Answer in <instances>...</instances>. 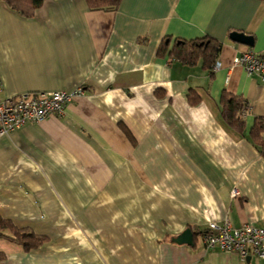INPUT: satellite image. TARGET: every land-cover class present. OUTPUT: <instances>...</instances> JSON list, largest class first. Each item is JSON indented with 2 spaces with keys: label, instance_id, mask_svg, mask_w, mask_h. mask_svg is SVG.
<instances>
[{
  "label": "crops",
  "instance_id": "0c3cea01",
  "mask_svg": "<svg viewBox=\"0 0 264 264\" xmlns=\"http://www.w3.org/2000/svg\"><path fill=\"white\" fill-rule=\"evenodd\" d=\"M165 37L219 40L220 68L160 57ZM248 50L264 57V0H46L32 18L0 0V97L86 92L0 138V215L48 239L27 252L0 238V264H264L203 243L212 222L264 228L250 139L264 84L233 66ZM224 91L249 104L244 135L222 118ZM187 230L193 245L176 243Z\"/></svg>",
  "mask_w": 264,
  "mask_h": 264
},
{
  "label": "built area",
  "instance_id": "2783aa9c",
  "mask_svg": "<svg viewBox=\"0 0 264 264\" xmlns=\"http://www.w3.org/2000/svg\"><path fill=\"white\" fill-rule=\"evenodd\" d=\"M234 67H242L249 76H255L264 84V57L251 50L243 52L233 60ZM220 68L216 63L213 70ZM2 86L0 83V95ZM86 94L83 87L72 92L59 91L41 94H23L9 99L0 97V138L26 123H41L53 116L62 117L67 105ZM247 105L248 102H246ZM245 112L244 114H246ZM234 190L232 197H237ZM206 250L219 249L237 253L243 261L248 257L264 259V228L253 225L235 227L226 220L223 223H210L203 235Z\"/></svg>",
  "mask_w": 264,
  "mask_h": 264
},
{
  "label": "trees",
  "instance_id": "16d2710c",
  "mask_svg": "<svg viewBox=\"0 0 264 264\" xmlns=\"http://www.w3.org/2000/svg\"><path fill=\"white\" fill-rule=\"evenodd\" d=\"M8 7L25 18H32L44 5L46 0H2ZM122 0H86L88 7L94 11H115ZM222 43L212 37L194 40L171 39L165 37L158 49V55H169L172 59L187 66L199 63L213 74L212 69L217 63L222 50ZM189 101L192 105L200 103L197 94L191 93ZM247 101L241 96L224 91L221 98V115L224 121L241 135L245 134V116L250 112ZM247 112L246 114H244ZM128 133V132H127ZM128 135H130L128 133ZM250 139L254 146L264 155V119L257 118L250 131ZM0 238L12 241L29 252L39 249L48 239L36 234L29 228H18L14 223L0 215ZM6 259V254L0 252V262Z\"/></svg>",
  "mask_w": 264,
  "mask_h": 264
},
{
  "label": "water",
  "instance_id": "95a60500",
  "mask_svg": "<svg viewBox=\"0 0 264 264\" xmlns=\"http://www.w3.org/2000/svg\"><path fill=\"white\" fill-rule=\"evenodd\" d=\"M230 39L235 43L243 44L249 47L254 46V37L244 32L234 31L230 34ZM176 243L193 245V233L191 230H187L178 239H176ZM251 259L252 257H248L247 262L250 263Z\"/></svg>",
  "mask_w": 264,
  "mask_h": 264
}]
</instances>
